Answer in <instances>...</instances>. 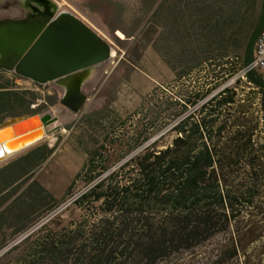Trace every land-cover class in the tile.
I'll return each instance as SVG.
<instances>
[{
	"label": "trees",
	"instance_id": "1",
	"mask_svg": "<svg viewBox=\"0 0 264 264\" xmlns=\"http://www.w3.org/2000/svg\"><path fill=\"white\" fill-rule=\"evenodd\" d=\"M257 1L176 0L178 7L183 3L176 21L195 32L189 39L192 46L173 54L182 69L179 79L205 66L210 71L204 85L216 83L220 75L222 84L206 91L193 85L189 97L168 102L166 111L172 106L181 109L168 115L165 125L173 123L170 132L175 139L162 151L152 146L125 162L120 170L130 173L128 179L119 182L116 173L100 178L96 173L102 158L99 150L105 147L89 153L75 180H85L89 188L74 204L82 208L92 202L100 205L104 215L90 232L91 254L74 264H127L129 260L160 264L172 256L200 251L216 239L199 264H264V91L247 80L243 83L239 57L245 36L258 23L252 16ZM165 4L166 0L143 1L152 18ZM186 12L191 13L190 24L185 22ZM170 19L167 12L165 27ZM121 20L119 13L117 21ZM110 28L121 30L126 39L134 37ZM123 34L118 32L120 38ZM178 37L184 40L181 34ZM231 80L234 85H229ZM13 86L0 83V121L36 115L56 103L51 97L49 103L39 104L33 93ZM232 114L233 119H227ZM53 153L54 149L39 144L0 169V221L16 220L24 225L22 231L38 210L49 214L60 206L32 177ZM69 247L70 243L63 248ZM131 248L134 258L126 256ZM43 250L52 262L58 260L59 246L47 244Z\"/></svg>",
	"mask_w": 264,
	"mask_h": 264
},
{
	"label": "rangeland",
	"instance_id": "2",
	"mask_svg": "<svg viewBox=\"0 0 264 264\" xmlns=\"http://www.w3.org/2000/svg\"><path fill=\"white\" fill-rule=\"evenodd\" d=\"M49 1L59 11L74 12L99 31L98 34L112 45L115 56L105 68L97 86L85 91L89 102L78 116H66L58 108L60 94L53 86L37 88L21 78L17 82L19 89L31 91L41 104L49 103L51 97L56 99L54 105H48L39 113H50L58 118V122L49 129V137L41 143L54 149V153L34 171L32 177L59 201L60 206L49 214L38 210L27 222L31 224L26 223L30 226L22 231L20 229L24 225L17 224L16 220L0 221V264H74L77 258L90 255L94 249L89 240L90 232L104 214L100 205L92 202L84 204L82 208L74 204L89 188L85 180L75 182L89 159V153L105 147L99 150L102 158L98 161L96 173L100 178L116 173L119 174V182L128 179L130 173L120 170L125 162L152 146L162 151L175 139L176 135L170 132L173 123L165 125L168 115L181 109L170 106L171 110L166 111L168 102L189 97L193 85L206 91L223 81L220 75L216 83L206 87L204 84L210 68L205 66H198L189 77L179 79L182 69L173 54L182 47H191L189 39L195 34L189 27L176 21V13L183 10V3L178 7L176 0H166L162 11L152 18L143 5L144 0ZM117 4H120V8ZM261 4L262 0H258L252 15L257 20ZM167 12L171 19L169 26L165 27L163 19ZM119 13L122 17L120 22L117 21ZM190 15V12L184 14L186 23L190 22ZM110 27L123 29L134 37L126 39L121 30L115 32ZM255 28L245 36L239 49L242 59ZM118 32L123 34V38L118 36ZM180 34L184 40L178 37ZM6 76L14 74L5 73ZM241 76L245 83V76ZM229 85H234V80ZM222 87L214 93L220 92ZM233 117L232 114L227 119ZM149 133L154 134L136 148ZM104 167H108V170L104 171ZM70 187L73 188L68 194ZM217 241L207 244L200 251L172 256L160 264H199ZM69 243V249L63 248ZM47 244L60 247L56 262H52L50 255L43 252ZM126 256L136 257L132 248ZM127 264H133V261L129 260Z\"/></svg>",
	"mask_w": 264,
	"mask_h": 264
},
{
	"label": "water",
	"instance_id": "3",
	"mask_svg": "<svg viewBox=\"0 0 264 264\" xmlns=\"http://www.w3.org/2000/svg\"><path fill=\"white\" fill-rule=\"evenodd\" d=\"M42 23L0 26V72L39 86H53L60 94L64 115H80L87 103L85 91L94 89L113 60V47L76 15L59 11ZM264 33V0L256 28L244 52L243 69L251 86L264 91V79L252 67L255 46ZM58 122L50 113L26 115L0 124V165L43 143Z\"/></svg>",
	"mask_w": 264,
	"mask_h": 264
},
{
	"label": "flooded vegetation",
	"instance_id": "4",
	"mask_svg": "<svg viewBox=\"0 0 264 264\" xmlns=\"http://www.w3.org/2000/svg\"><path fill=\"white\" fill-rule=\"evenodd\" d=\"M44 0H0V26L42 23L53 15Z\"/></svg>",
	"mask_w": 264,
	"mask_h": 264
},
{
	"label": "built area",
	"instance_id": "5",
	"mask_svg": "<svg viewBox=\"0 0 264 264\" xmlns=\"http://www.w3.org/2000/svg\"><path fill=\"white\" fill-rule=\"evenodd\" d=\"M252 67L264 79V33L259 38L254 52Z\"/></svg>",
	"mask_w": 264,
	"mask_h": 264
},
{
	"label": "crops",
	"instance_id": "6",
	"mask_svg": "<svg viewBox=\"0 0 264 264\" xmlns=\"http://www.w3.org/2000/svg\"><path fill=\"white\" fill-rule=\"evenodd\" d=\"M0 73H1V72H0ZM19 80H20V78H19V79H15L14 76H11V77L6 76V77H5V74H3V76H1V78H0V83H1V84H6L7 82H9V83H12L13 85L15 84V86H13V87H11V88H17V89H19V88L17 87V82H18ZM19 91H21V92H26L25 90H22V89H19ZM29 92H31V91H29ZM31 93H32V92H31ZM38 103L41 104V102H39V101H38ZM36 107H37V105L32 106L31 109H35ZM26 115H30V114H25V115H22V116L8 117V118H5L4 120L0 121V124L3 123L5 120L11 119V118H16V117H23V116H26ZM20 156H21V155H20ZM20 156L14 158V159L11 160V161L5 162L3 165L0 166V169H1L2 167L7 166L9 163H11L12 161L16 160V159L19 158Z\"/></svg>",
	"mask_w": 264,
	"mask_h": 264
},
{
	"label": "bare ground",
	"instance_id": "7",
	"mask_svg": "<svg viewBox=\"0 0 264 264\" xmlns=\"http://www.w3.org/2000/svg\"><path fill=\"white\" fill-rule=\"evenodd\" d=\"M74 13V12H73ZM74 15H76V14H74ZM79 19H81L78 15H76ZM81 21H83L82 19H81ZM85 24H87L89 27H91L95 32H97V33H99V31H97L95 28H93L90 24H88L87 22H85V21H83ZM114 56H115V54H114V52H113V55H112V57H113V59H114Z\"/></svg>",
	"mask_w": 264,
	"mask_h": 264
}]
</instances>
